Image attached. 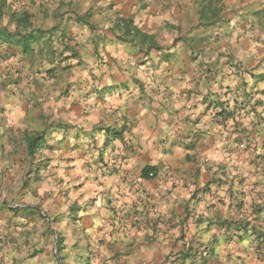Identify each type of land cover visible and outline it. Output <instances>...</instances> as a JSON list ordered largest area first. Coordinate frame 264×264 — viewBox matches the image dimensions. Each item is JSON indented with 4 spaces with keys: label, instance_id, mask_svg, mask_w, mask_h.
<instances>
[{
    "label": "crops",
    "instance_id": "0c3cea01",
    "mask_svg": "<svg viewBox=\"0 0 264 264\" xmlns=\"http://www.w3.org/2000/svg\"><path fill=\"white\" fill-rule=\"evenodd\" d=\"M250 2L229 23L196 16L194 59L129 43L139 61L115 41L119 59L93 73L108 31L8 0L47 32L26 52L0 43V264H264V29L251 18L264 0ZM41 129L44 209L11 203L35 167L25 133Z\"/></svg>",
    "mask_w": 264,
    "mask_h": 264
},
{
    "label": "rangeland",
    "instance_id": "374dc122",
    "mask_svg": "<svg viewBox=\"0 0 264 264\" xmlns=\"http://www.w3.org/2000/svg\"><path fill=\"white\" fill-rule=\"evenodd\" d=\"M238 1L241 3L238 4ZM203 2L206 5L213 2L215 7L220 8L221 15L224 20L227 19V23L234 20V16L238 14L240 9H243L244 5L252 9L256 5L253 2L251 3L250 0H235L234 2L237 3L232 0H33V5L36 7V14H89L85 17L96 28L95 30L101 39L105 36L103 35L104 32L108 31L106 37L108 40L111 38L110 41L105 42L104 40V42H101L100 40L99 46L94 51H92L93 49L90 51L99 63L98 71L93 73H98L101 72L100 68L109 66V61L115 63L119 59L116 54H111L113 47L109 50L106 49L105 46L109 42L114 43L116 41L120 44L117 45L118 52L121 49L123 50V46H125L127 50L124 53L135 55L139 61L144 58V55L139 56L141 52L138 48L135 50L136 52H133V46L129 42H122L113 33L111 26H113L114 21L120 14L132 16L136 25L142 30L155 34L163 48L170 49L175 45L181 44L183 46L181 52H185L187 48L194 49L188 55V58L194 59L195 57H192L194 52L202 50L200 46L207 41L206 31H199L200 24L197 22L199 21L197 20V15L200 14V6ZM16 7L19 8V5L16 4ZM251 18L253 24L255 22L264 29V10L253 14ZM83 23L86 24L84 28L77 26L75 30L85 31L89 34L92 26L84 21ZM262 38L264 39V34ZM102 43L103 45H101ZM184 44L186 45L184 46ZM59 60L60 62L63 61L61 58ZM127 64L129 63H121L120 66L122 68L119 65L118 67L124 70ZM68 72L71 73V70L69 69ZM52 74L54 72L50 73L48 71L49 76ZM34 131L29 130L27 132L33 133ZM38 131H43L44 138L33 154L28 153L31 157V164L35 167H31L26 176H23V189H28L26 191L27 194L24 193L11 203H35L37 207L44 209L47 204V195L39 193V190L46 186L48 163L45 159L46 148L43 143L45 130L41 129Z\"/></svg>",
    "mask_w": 264,
    "mask_h": 264
},
{
    "label": "trees",
    "instance_id": "16d2710c",
    "mask_svg": "<svg viewBox=\"0 0 264 264\" xmlns=\"http://www.w3.org/2000/svg\"><path fill=\"white\" fill-rule=\"evenodd\" d=\"M200 7L201 10L199 15L201 25H210L221 20L222 16L220 14V8L215 7L213 2L208 5L203 2ZM5 14L8 15L9 19L7 23L4 22ZM32 14L33 13L27 9L14 7L13 4L8 3V0H0V43L9 42L15 37H20L24 43V51L26 52L31 49L30 41L35 33L45 34L47 32L42 28L33 26ZM86 15L89 14L78 16V20L91 25L86 19ZM12 24L15 25V29H11ZM111 29L118 39L139 47L140 51L145 54H149L152 50L159 51L164 49L157 40L156 35L142 30L138 25H136L132 16L119 15L114 21L113 26H111ZM66 49L67 48H65V50ZM50 52L55 55L56 50L54 49ZM75 56H78V52L73 51L71 53V57ZM43 138V131L36 130L33 133L26 132L25 139L28 153L33 154L35 149L41 145ZM144 171L145 174H148L149 168H145ZM262 235H264V232L261 233V236Z\"/></svg>",
    "mask_w": 264,
    "mask_h": 264
},
{
    "label": "built area",
    "instance_id": "2783aa9c",
    "mask_svg": "<svg viewBox=\"0 0 264 264\" xmlns=\"http://www.w3.org/2000/svg\"><path fill=\"white\" fill-rule=\"evenodd\" d=\"M149 176H150V177L154 176V172H150V173H149Z\"/></svg>",
    "mask_w": 264,
    "mask_h": 264
}]
</instances>
